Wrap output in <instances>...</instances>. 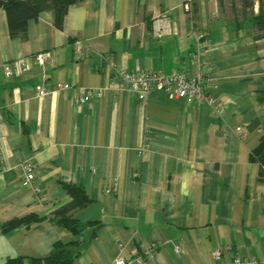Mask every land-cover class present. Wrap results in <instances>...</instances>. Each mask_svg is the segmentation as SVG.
Returning <instances> with one entry per match:
<instances>
[{"label":"crops","instance_id":"obj_1","mask_svg":"<svg viewBox=\"0 0 264 264\" xmlns=\"http://www.w3.org/2000/svg\"><path fill=\"white\" fill-rule=\"evenodd\" d=\"M257 12L258 0L252 7L243 0H77L61 28L43 10L20 39L10 36L0 7V225L45 218L6 233L0 227V264L47 257L55 242L74 240L82 245L73 246L81 251L72 264H114L119 255L127 264H232L235 252L242 264L264 262V181L249 159L264 137V37L254 38L251 22ZM156 17L170 19L169 34L152 33ZM198 45L205 90L218 107L117 87L104 60L129 71L195 74L200 62L190 54ZM39 52L50 61L37 64ZM18 59L28 69L6 77L3 63ZM58 82L69 88L36 93L37 84ZM87 89L96 94L76 105ZM21 162L34 168L30 183ZM61 183L83 187L91 199L73 216L98 223L78 236L48 220L71 199ZM156 243L148 257L145 249ZM224 245L232 250L218 262L213 250Z\"/></svg>","mask_w":264,"mask_h":264},{"label":"trees","instance_id":"obj_2","mask_svg":"<svg viewBox=\"0 0 264 264\" xmlns=\"http://www.w3.org/2000/svg\"><path fill=\"white\" fill-rule=\"evenodd\" d=\"M77 0H0V7L6 12L8 29L13 38L26 39L28 23L36 20L38 14L43 10H50L53 14V21L56 27L61 28L68 6ZM221 5V0H219ZM253 0H243L244 7H252ZM193 16L196 14V7L193 4L190 9ZM251 22L255 28L254 38L264 37V0H258V12L251 15ZM249 159L259 165V179L264 181V137L256 147L249 153ZM61 186L70 195L71 199L66 204L56 209L48 220L60 227H63L74 235L78 236L86 225L98 223L89 221L86 224L74 217V212L91 202L86 190L74 183H61ZM45 219L35 214L12 218L0 225L2 232L6 233L12 229L29 223H37ZM82 245L79 240L71 242L57 241L54 243L50 254L43 258H9L2 264H72L81 250H73V246ZM82 247V246H81Z\"/></svg>","mask_w":264,"mask_h":264},{"label":"built area","instance_id":"obj_3","mask_svg":"<svg viewBox=\"0 0 264 264\" xmlns=\"http://www.w3.org/2000/svg\"><path fill=\"white\" fill-rule=\"evenodd\" d=\"M170 19L165 17H156L153 21L152 33L161 37L165 34H169L171 30ZM198 37H203L202 34H198ZM75 49L77 57L83 55L82 44L80 40H75ZM197 50L199 51L191 53L190 57L194 62H200V66L198 71L195 74L186 72V71H176L170 75H166L157 70L151 69H142L138 71H129L122 64L116 63L109 56L104 57V60L107 61L113 68L115 72V76L117 78V87H124L127 90L140 92L141 94L149 93L151 91H161L169 98H186L190 101H193L196 104L202 103H211L214 106L218 107L219 104H215V99L213 96L206 93L205 81L206 77V61L203 59L205 54V50L201 48V45H198ZM49 54L47 52H39L34 55L35 62L39 65H44L46 62L50 61ZM5 76H11L14 72H22L28 69V64L25 59H18L13 62H5L3 63ZM69 88L67 83L58 82L53 86V89L49 86H45L43 84H37L35 86L36 93L39 96H43L52 91H60L66 90ZM96 93L87 89L83 92L81 96L75 99L76 105L82 104L88 97L94 96ZM1 118V114H0ZM21 169L23 174V183H30L34 180V168L31 167L26 162H21ZM138 173H134L136 176ZM113 186V185H112ZM113 187L109 186L106 188V193H111ZM36 192H40L41 189L36 186L34 187ZM158 246V244H152L150 248L145 249V253L148 257H151L154 253V249ZM232 250L231 245L219 246L215 250H213V256L216 261L222 262V258L225 253L230 252ZM176 252L180 253L181 248L179 246L176 247ZM250 262H256L253 257L248 259ZM139 261L138 258L134 260V262ZM242 259L235 252V255L232 257V264H242ZM114 264H127V259L124 255H119ZM261 264H264L262 262Z\"/></svg>","mask_w":264,"mask_h":264}]
</instances>
